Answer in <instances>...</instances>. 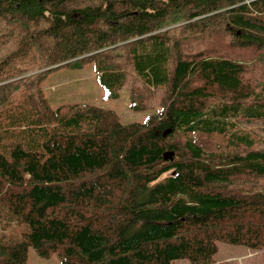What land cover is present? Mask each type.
<instances>
[{"label":"trees","instance_id":"16d2710c","mask_svg":"<svg viewBox=\"0 0 264 264\" xmlns=\"http://www.w3.org/2000/svg\"><path fill=\"white\" fill-rule=\"evenodd\" d=\"M89 61L157 111L52 107L43 77ZM219 241L264 248V0H0V264H216Z\"/></svg>","mask_w":264,"mask_h":264},{"label":"rangeland","instance_id":"374dc122","mask_svg":"<svg viewBox=\"0 0 264 264\" xmlns=\"http://www.w3.org/2000/svg\"><path fill=\"white\" fill-rule=\"evenodd\" d=\"M42 86L52 107L69 103H90L118 113L124 123H143L157 109L134 110L130 106L127 89L119 90L117 97H107L104 86L97 79L95 62L89 61L82 67L63 65L51 69L42 79ZM26 228L24 223L14 224L9 234L19 236ZM28 264H61L56 254L48 258L41 257L30 246ZM216 264L230 261L232 264H264V248L253 249L244 244L219 241L218 250L213 256ZM172 264H191L186 258H178Z\"/></svg>","mask_w":264,"mask_h":264},{"label":"water","instance_id":"95a60500","mask_svg":"<svg viewBox=\"0 0 264 264\" xmlns=\"http://www.w3.org/2000/svg\"><path fill=\"white\" fill-rule=\"evenodd\" d=\"M169 132V130L166 131V133Z\"/></svg>","mask_w":264,"mask_h":264}]
</instances>
